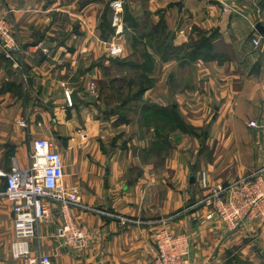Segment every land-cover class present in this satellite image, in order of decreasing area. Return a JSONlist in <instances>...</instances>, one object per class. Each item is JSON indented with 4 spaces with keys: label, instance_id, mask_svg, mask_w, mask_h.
I'll return each instance as SVG.
<instances>
[{
    "label": "crops",
    "instance_id": "0c3cea01",
    "mask_svg": "<svg viewBox=\"0 0 264 264\" xmlns=\"http://www.w3.org/2000/svg\"><path fill=\"white\" fill-rule=\"evenodd\" d=\"M81 1L0 0V13L12 10L24 46V74H17L0 48V264H23L12 254L11 204L3 192L6 176L27 168L29 142L36 138L51 141L57 149L65 140L68 164L63 161V180L79 190L86 207L133 222L69 209L66 215L85 227L91 238L85 250L76 251L57 236L63 218L52 206L49 220L38 225V238L27 241L31 254L50 256L52 264H148L155 256L149 224L170 216L171 228L190 238L191 264H263L264 220L245 221L231 230L219 218L206 220V208L195 206L205 194L198 184L201 171L212 187L264 167V36L254 30L248 11L232 7L236 13L224 12L221 4L210 0H88L84 5ZM107 8L112 15L115 8L133 15L137 31L122 22L102 37L99 24ZM143 13L147 27L139 17ZM161 18L170 23L169 43L176 48L189 41L194 28L214 34L217 57L181 65L175 57L161 61L147 48L155 61L146 73L152 83L139 101L122 109L135 116L133 123L124 113L127 124L142 123L141 107L155 105L173 106L184 125L206 128L204 137L202 131L176 129L167 138V149L155 151L152 127L144 139L138 133L119 134L121 110H115L121 103L115 101L108 110L110 117L116 115L115 127L100 116L107 109L101 104L106 94L96 86L105 77L101 70L109 65L101 63L105 58L112 65L106 73L113 77V85L135 78L134 69L112 60L141 62V47L133 48L132 36L149 32ZM127 34L129 43L123 41ZM114 36L117 39L111 40ZM256 38L258 47L252 44ZM171 80L182 82L181 87H171ZM90 83L96 85L93 93L88 91ZM74 89L82 101L70 104L67 94ZM20 120H25L26 128ZM252 120L260 127L249 128Z\"/></svg>",
    "mask_w": 264,
    "mask_h": 264
},
{
    "label": "built area",
    "instance_id": "2783aa9c",
    "mask_svg": "<svg viewBox=\"0 0 264 264\" xmlns=\"http://www.w3.org/2000/svg\"><path fill=\"white\" fill-rule=\"evenodd\" d=\"M119 10L113 16L117 25L120 22ZM252 42L259 44L258 39H253ZM0 48L12 67L17 71L22 70L24 49L16 37L14 26L2 15ZM19 124L26 128L25 120H20ZM247 126L258 128L260 124L257 120H252ZM29 144L27 168L12 170L6 176L3 192V197L12 205V230L15 239L11 245L12 254L23 260V264H52L50 256L42 255L39 251L31 254L27 243L35 236V239L38 238L37 227L41 222L49 220L52 206L60 211L63 218L57 236L63 245L78 251L85 249L91 238L85 227L76 225L66 215L69 209L91 210L123 224L133 222L113 212L86 207L78 190L64 183L63 159L56 145L44 138L31 139ZM198 183L205 194L195 206L206 208V220L219 218L229 229L234 230L247 220L264 218V167L242 178L212 187L208 186L206 172L202 171ZM171 219L170 216L161 217L149 224L154 230L156 255L148 264H190V238L186 233L174 235L169 227ZM136 223L145 224L142 221Z\"/></svg>",
    "mask_w": 264,
    "mask_h": 264
},
{
    "label": "trees",
    "instance_id": "16d2710c",
    "mask_svg": "<svg viewBox=\"0 0 264 264\" xmlns=\"http://www.w3.org/2000/svg\"><path fill=\"white\" fill-rule=\"evenodd\" d=\"M87 3L88 0L81 2L82 5ZM107 12H109V8H107L102 15L101 22L99 24L101 36L104 38L113 32L112 28H110V24L106 21ZM125 14L129 13L125 11ZM126 27H129L131 31L136 32L138 23L137 21L134 22L132 17H129ZM200 33L202 35L199 38L191 39L186 44L178 48L173 47L171 43H169L171 37L168 34H164V25L161 27L159 23L149 32L143 31L139 37L132 36L131 43L133 48L136 50L139 46L141 47L139 52L141 62L130 61L124 63L118 60H112V62L119 66L125 65L121 67L132 68L136 71L135 78L131 77L128 79H121V81H125V89L127 90L124 96V91L121 90V87L116 89V94L122 97L120 107H118L119 110H115L116 112L121 110L118 113L120 114L118 122L126 121L124 111H122V109H124V107L131 101H139L146 88L152 83V81L147 78L146 73L152 71L155 61L147 52V48L151 49L161 61H166L170 57H175V59H177L181 65L193 63L198 59H201L202 61H209L216 58L217 56H215V53H213L212 45L214 34L207 35L206 32L203 31ZM140 113L142 124L145 125L146 129L149 130L151 127L153 128L152 134L154 140V150L155 145L158 144L159 150L165 151L169 146V141L167 139L169 137V133L175 131L176 129H179L185 133L194 134L193 128L183 124L182 119L173 106L163 108L155 105H143L140 109Z\"/></svg>",
    "mask_w": 264,
    "mask_h": 264
},
{
    "label": "rangeland",
    "instance_id": "374dc122",
    "mask_svg": "<svg viewBox=\"0 0 264 264\" xmlns=\"http://www.w3.org/2000/svg\"><path fill=\"white\" fill-rule=\"evenodd\" d=\"M70 0H60V2L61 3H68ZM81 1V0H80ZM211 1H215V2H217L218 4H221V7H222V9H223V11L224 12H233V13H236L237 11H233V10H231L232 9V7L233 8H241L240 10H243V9H246V10H244V11H248V12H246L247 14H248V17L251 19V20H253V22H254V25H253V27L257 24V23H260V24H263L264 25V0H210L209 2H211ZM82 2V1H81ZM126 3H127V1H126ZM129 6H132V5H130L129 4ZM104 8H105V6H103ZM131 10H134L132 7L130 8ZM238 9V10H239ZM248 9V10H247ZM104 10V9H103ZM118 9L116 8V11H117ZM239 10V11H240ZM116 11L114 12V14L116 13ZM120 12L118 13V17H119V20H120V22H119V25H117V23L113 20V15H112V11L111 12H107V22L110 24V28H112V30L114 29V28H116V27H120V25L122 24V22H123V25H126L127 23H128V18L129 17H132V19H133V21L134 22H136L137 21V19L133 16V15H131V14H125V12L123 13V10L122 9H120L119 10ZM96 12H97V10H96ZM121 13V14H120ZM122 13H123V15H122ZM249 13H251L250 15H249ZM0 15H2V16H4L5 17V19L7 20V22H9V23H11L13 26H14V31H15V34H16V37H17V39L19 40V42L21 43V46H22V48L24 49V46H23V44H22V40H21V37H20V33H19V31H18V26H17V23H16V21H15V19L13 18V12H12V10H4L3 12H1L0 13ZM140 18H142L143 20H141V23L144 21V19H146V14L145 13H143L142 15H140L139 16ZM172 18H170V20H171ZM126 20V21H125ZM136 20V21H135ZM145 22V21H144ZM143 22V23H144ZM170 22H172V20L170 21ZM158 24V23H157ZM170 24V23H169ZM169 24L167 25V24H165V22L163 21V19L161 18L160 20H159V25L162 27V25H164V34H168L170 37H171V31L169 30ZM144 26L145 27H147L148 26V24L147 23H144ZM161 29H163V28H161ZM196 28H194L193 30H192V34H193V36H190L189 38V40H191L192 38H199L202 34L200 33V32H198V30H195ZM255 30V29H254ZM256 31V30H255ZM115 32V31H114ZM116 34H117V31H116ZM208 35V34H207ZM264 36V35H263ZM116 37H118V36H114V37H111V40L113 39V40H115V39H117ZM120 37V36H119ZM127 37V38H126ZM119 39H121V37L119 38ZM124 40L123 41H126V42H128L129 43V35L127 34V35H124V38H123ZM257 39V38H256ZM259 40V39H258ZM252 44H253V46L254 47H258V45H255L253 42H252ZM108 50H109V48H108ZM23 55H24V53H23ZM3 57L5 58V56L3 55ZM104 61V62H103ZM204 62H207V61H204ZM22 63H23V60H22ZM101 63H105V64H108L109 63V65L107 66V67H104V72H105V74H103V71L101 70V75H105V77H103L100 81H97V86H96V88L99 90V88L100 87H102L103 89H102V92L104 93V94H106L104 97H103V99L105 100V102L104 101H102L101 100V104L102 103H105V105H107V109H106V111L105 112H100V113H102V115L99 113V112H97V117H98V113L100 114V116L101 117H103L104 119H106V120H108L109 122H110V125H112V126H114L115 127V123H116V121H115V119H116V115H113V116H109V114L111 113L110 111H108L109 110V108H113V106L115 105V101H117V102H121L122 101V97L120 96V95H117L116 94V89H118L121 85H122V87H121V90L122 91H124V93H123V96L126 94V92H127V90L125 89V81H121V79H119V80H117V82L113 85V79H111V78H113V77H111V76H109V77H107L108 76V74L106 73L107 71H108V69H110L111 67H112V65L110 64V62H109V60H107L106 58L105 59H103V60H101ZM24 68L22 69V70H20V71H17V74H24ZM112 70H114V66H113V69ZM188 70V69H187ZM181 71H184V70H181ZM135 80H137V79H135ZM112 81V82H111ZM110 82H111V84H110ZM171 82H172V84H171V87H175V88H178V87H181V84H182V82H180L179 84H177V83H175V81H173V80H171ZM95 86H94V84L93 83H90V86H89V92L90 93H93V91H94V89H95ZM116 87V88H115ZM137 88V87H136ZM115 90V91H114ZM126 90V91H125ZM92 95V94H91ZM119 99H121V100H119ZM89 100H90V98H89ZM91 101V100H90ZM95 100H93L92 102H94ZM108 105H111V106H108ZM125 114H126V112H124ZM129 118H130V120L129 121H132L133 123H134V119H135V116H134V114L132 113V112H128L127 114H126ZM112 121V122H111ZM119 121V120H118ZM120 124V126L122 127V128H119V134L121 133H126L127 132V134H133V133H138L139 134V136L140 137H142L143 139L145 138V137H149V135H150V132H146V127H145V125L144 124H142V123H138V125L137 124H133V125H129V124H127L128 122H126V121H124V122H119ZM117 124V123H116ZM110 127V126H109ZM132 127V128H131ZM138 127L141 129L140 131H138ZM193 128V133H195V134H198V133H200V131H202L201 132V136L202 137H204V131L206 130V128L205 129H197V128H194V127H192ZM121 130V131H120ZM173 132L174 131H172L171 133H169L170 134V136L173 134ZM124 133V134H125ZM127 134H126V136H127ZM58 144L61 146L60 148L58 147V149H59V152H60V154H61V156H62V159H63V161H65L67 164H68V162H67V160H66V156H67V148H66V142H65V140H63V139H61L60 140V142H58ZM155 150H157V151H160L159 150V145L157 144V145H155ZM202 172V171H201ZM200 172V173H201ZM199 173V174H200ZM192 176V175H191ZM199 184V183H198ZM199 187H200V185H199ZM72 188H75V187H72ZM201 188V187H200ZM201 189H203V188H201ZM78 190V189H77ZM204 190V189H203ZM78 192H79V190H78ZM79 194H80V192H79ZM81 196V195H80ZM88 208H90V207H88ZM72 209H77V208H72ZM92 210H95L94 208H91ZM77 210H81V209H77ZM83 211H88V212H92V213H96V212H94V211H91V210H83ZM11 212H12V205H11ZM99 214V213H98ZM106 216V215H105ZM122 216V215H121ZM122 217H124V218H126L125 216H122ZM159 218H161V217H158L157 219H159ZM12 219H13V214H12ZM131 220V219H130ZM174 220V218L172 217V219L170 220V224H169V227H170V230H171V232L174 234V235H184L185 233L184 232H176V231H174V229L173 228H171V223H172V221ZM264 220V218H252V219H250V220H247V221H249V222H262ZM133 221V220H132ZM47 222V221H46ZM137 222V220L136 221H134V223H136ZM142 222H145V221H142ZM42 223V222H41ZM127 223V222H126ZM144 225V224H143ZM38 228V227H37ZM153 232H154V230H152L151 232H150V235H151V237L153 238ZM57 234H58V232H57ZM36 238V236L34 237V238H32V239H35ZM89 246V245H88ZM87 246V247H88ZM86 247V248H87ZM85 248V249H86ZM69 249H72V250H76V249H73V248H71V247H69ZM85 249H83V250H85ZM83 250H80V251H83ZM76 251H78V250H76ZM154 251H155V247H154ZM41 253V252H40ZM259 254H261L260 252H258ZM42 254V253H41ZM43 255V254H42ZM156 255V254H155ZM16 258V257H15ZM154 258V257H153ZM20 259V258H19ZM189 260H190V255H189ZM52 262V261H51ZM246 264H249V262H245ZM261 263V261L259 262V264ZM190 264H191V262H190ZM264 264V263H263Z\"/></svg>",
    "mask_w": 264,
    "mask_h": 264
},
{
    "label": "water",
    "instance_id": "95a60500",
    "mask_svg": "<svg viewBox=\"0 0 264 264\" xmlns=\"http://www.w3.org/2000/svg\"><path fill=\"white\" fill-rule=\"evenodd\" d=\"M254 29L261 36L264 35V28H263V26L260 23H257L254 26ZM77 93H78V90L77 89H74V90L68 92V100H69V103L70 104H74V103H77V102H81L82 101L81 98L77 97ZM189 181H190V183H192L194 181V175L190 176Z\"/></svg>",
    "mask_w": 264,
    "mask_h": 264
}]
</instances>
